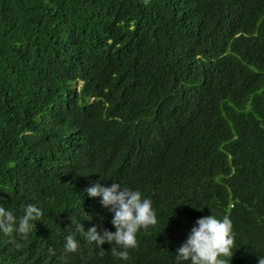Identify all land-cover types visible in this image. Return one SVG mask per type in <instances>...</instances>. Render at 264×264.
Masks as SVG:
<instances>
[{
	"label": "trees",
	"instance_id": "1",
	"mask_svg": "<svg viewBox=\"0 0 264 264\" xmlns=\"http://www.w3.org/2000/svg\"><path fill=\"white\" fill-rule=\"evenodd\" d=\"M114 180L156 214L126 261L71 230L114 231L83 191ZM27 204L42 216L18 247L0 233V264H174L209 214L232 223L226 264H257L264 0H0V207Z\"/></svg>",
	"mask_w": 264,
	"mask_h": 264
},
{
	"label": "clouds",
	"instance_id": "2",
	"mask_svg": "<svg viewBox=\"0 0 264 264\" xmlns=\"http://www.w3.org/2000/svg\"><path fill=\"white\" fill-rule=\"evenodd\" d=\"M88 197H99V203L110 212V224L114 231L97 225L87 230L78 221L72 222V232L100 248L104 242L110 244V254L113 258L126 261L128 250L137 245L136 235L140 229H146L156 223V214L151 206V200L138 189L122 186L119 182L105 186L99 182L83 190ZM84 213V212H83ZM42 210L27 204L22 209V215L16 216L12 211L0 207V233L8 236L13 244L19 246L13 234L23 239L33 228L34 222L40 220ZM85 219L91 217L84 213ZM103 217H101V221ZM232 223L227 217L217 218L213 214L197 218L187 233L186 238L175 249L174 264H226L224 258L232 256L233 247ZM66 252H75L78 241L70 233L64 237ZM257 264H264V256L257 258Z\"/></svg>",
	"mask_w": 264,
	"mask_h": 264
}]
</instances>
